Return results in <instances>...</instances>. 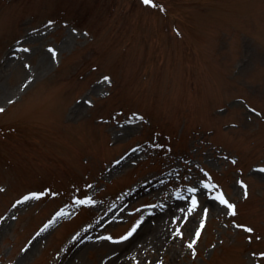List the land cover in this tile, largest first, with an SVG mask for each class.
<instances>
[{"label": "rangeland", "instance_id": "obj_1", "mask_svg": "<svg viewBox=\"0 0 264 264\" xmlns=\"http://www.w3.org/2000/svg\"><path fill=\"white\" fill-rule=\"evenodd\" d=\"M0 109V264H264V0H0Z\"/></svg>", "mask_w": 264, "mask_h": 264}, {"label": "snow or ice", "instance_id": "obj_2", "mask_svg": "<svg viewBox=\"0 0 264 264\" xmlns=\"http://www.w3.org/2000/svg\"><path fill=\"white\" fill-rule=\"evenodd\" d=\"M151 0H142V3H144L145 5H148L150 4ZM24 51H28V49H24ZM50 52H53L52 49H49ZM53 55L55 56V53L53 52ZM105 80H107L108 78L105 77L104 78ZM0 111H3V109H0ZM258 171L260 172H264V168L262 169H259ZM203 188L205 189H214V188H217L216 185L214 184H209V183H202L201 185ZM242 187H246L244 185H242ZM0 191H2V189H0ZM187 191L189 193H194L196 191L195 188H188ZM245 197H247V191H245ZM30 198H38L36 197L35 195L33 197H29V196H25L23 199L24 200H28ZM177 198H183V197H180L179 193H177ZM211 199L215 200V201H218V203L222 206H224L226 209H227V214L229 216H235L236 215V208L233 204L229 203V201L225 198L224 194L220 191H217L212 197ZM17 203H22V201H17ZM75 203H78V204H85V203H91L90 200L88 201H85V200H79V201H75ZM15 207V205H14ZM147 207H150V208H154V207H157V205H148ZM198 207V201L196 199L195 196H193L191 198V201H190V205L187 209V212L185 213V217L187 216H190L194 211H196ZM203 212L205 214V216L207 215V212H208V209L205 208L203 209ZM143 222V217H141L140 220H137L136 223L131 227V229L123 236H121L119 238V241H114V242H122V241H126L128 240L130 237L133 236V234L137 231V229L141 226ZM175 222V221H174ZM47 227V225H45V228ZM204 227V223H203V218L201 219L200 221V225H199V228L195 231V237L198 239L199 236H200V229H202ZM237 227H243V226H240V225H237ZM44 229H41V231H43ZM244 231L246 232H251L252 229L250 228H244L243 229ZM40 233H37V235H39ZM175 235H180V231L179 229H177V231L174 233ZM102 239H108V240H111L112 238L111 237H102ZM196 242V239H193L191 243H189L187 245L188 248H192L193 245L195 244Z\"/></svg>", "mask_w": 264, "mask_h": 264}]
</instances>
